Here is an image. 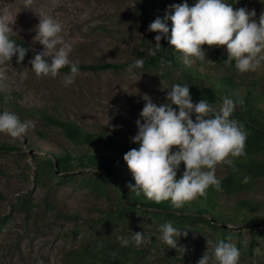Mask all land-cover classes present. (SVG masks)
I'll list each match as a JSON object with an SVG mask.
<instances>
[{
  "label": "rangeland",
  "instance_id": "rangeland-1",
  "mask_svg": "<svg viewBox=\"0 0 264 264\" xmlns=\"http://www.w3.org/2000/svg\"><path fill=\"white\" fill-rule=\"evenodd\" d=\"M187 2L193 6L197 0ZM226 2L233 6L232 0ZM235 2L237 9L255 10L257 22L264 12V0ZM22 4L23 0H0V17L14 21L16 37L37 52L43 50V45L33 37L38 14L44 13L61 24L60 36L72 45V63L116 66L78 67L75 82L65 86L62 80L71 71L60 70L55 78L37 77L27 59L17 63L13 56L7 63V87L2 92L15 96V106L5 107L21 122H28L29 130L17 138L0 133V264H69L66 255L70 250L90 236L106 233L122 234L131 240L135 232H141L151 238L139 247L143 256L135 264H197L206 251L211 255L218 244L217 229L206 222L176 225L170 218L157 217L160 211L148 209L128 213L123 221L112 223L109 213L119 210L123 203L105 172L93 166H78L71 159L72 169L52 173L51 167L43 163L54 162L57 154H75L81 147L59 125L46 121L40 111L89 131L132 141L138 131L135 122L145 104L142 96L148 94L157 106L168 103L166 93L176 84L179 69L164 64L152 67L144 60L156 45L155 33L148 31L150 21L140 10L139 0H33V9ZM223 56L221 63L204 57L192 65L201 66L204 74L233 75L238 92L252 86L257 94H264V62L256 71L240 73L235 61L227 60L226 49ZM137 59L144 60L143 69L129 72ZM204 79L209 82L208 77ZM258 105L264 107V99ZM24 109L34 110L25 113ZM227 174L226 165L217 167V178ZM26 200L24 207L22 202ZM243 200L254 204L252 213L264 218V177L255 179L247 190L232 194L222 191L218 198L224 209ZM166 223L187 232L186 237L177 238L185 252L159 239L161 226ZM258 224L249 227L227 223L230 235L226 243L238 248L239 264H264V225L262 221ZM169 252H176L178 257L168 262Z\"/></svg>",
  "mask_w": 264,
  "mask_h": 264
},
{
  "label": "clouds",
  "instance_id": "clouds-1",
  "mask_svg": "<svg viewBox=\"0 0 264 264\" xmlns=\"http://www.w3.org/2000/svg\"><path fill=\"white\" fill-rule=\"evenodd\" d=\"M32 5L33 0H23L21 6L33 9ZM170 9L163 18L157 17L148 26V31L158 33L151 55H156L162 37L167 36L169 44L182 53L183 62L188 66L204 60V45L225 46L227 60H234L240 73L256 71L264 62V12L257 22L255 10L234 9L226 0H197L193 6L184 2L171 5ZM38 16L33 40L43 45V50L30 60L32 70L37 77L55 78L63 67L70 65V74L62 80L68 86L75 82L79 72L78 66L69 59L72 45L63 41L60 36L62 26L52 16L44 13ZM169 20L172 24L170 36ZM13 23L0 17V91L7 87V63L13 56L21 63L28 51L11 38L16 36ZM143 67L144 60L137 59L128 71ZM170 89L166 93L168 103L160 106L148 94L142 96L145 104L140 119L135 122L138 131L131 138L139 147L127 151L123 159L135 180L134 186H128L131 191L137 196L142 192L156 203L170 200L175 208H181L197 197H205L209 187L221 190V180L216 175L218 166L226 165L238 171L234 158L246 155L247 132L241 122L231 118L236 105L244 104L243 99L225 97L219 107H215L204 99L193 103L187 84L177 83ZM28 130L29 123L21 122L14 113L8 110L0 113V133L17 138L27 134ZM181 163L184 171L177 178ZM249 179L245 176L243 182L247 183ZM160 231L159 239L168 247H182L186 251L183 246H178L177 240L181 235L186 237V231L171 223L162 225ZM146 239L151 238L141 232H135L131 241L118 237L122 247L133 243L138 248ZM239 260L238 248L221 240L213 253L209 255L206 251L197 264H239Z\"/></svg>",
  "mask_w": 264,
  "mask_h": 264
},
{
  "label": "trees",
  "instance_id": "trees-1",
  "mask_svg": "<svg viewBox=\"0 0 264 264\" xmlns=\"http://www.w3.org/2000/svg\"><path fill=\"white\" fill-rule=\"evenodd\" d=\"M184 2H187V0H139L140 10L149 19L150 23L157 17L163 18L166 11H171V5ZM232 4L233 8L237 9L235 0H232ZM167 24L169 27L168 36H170L171 21H167ZM154 33L155 35L153 36L155 38L158 33ZM11 38L16 40L19 46L28 49L24 59L30 61L39 53L26 44L22 38L16 36ZM160 44V49L156 52V55H150L144 60L152 67H159L163 64L168 68L176 66L179 69V77L176 84L189 85L193 103L204 99L215 107H219L225 97L233 100L243 99L244 101L243 105H236L231 118L241 122L247 132L246 155L234 158L238 171H233L227 166L228 174L220 179L221 190L217 191L213 187H209L205 197H197L195 200L185 203L181 208H175L170 200L161 201L160 203L148 200L142 192L137 196L128 187L129 184L134 186L135 180L123 157L130 149H138V143L119 139L103 131H89L68 119L40 111L46 121L59 125L66 136L78 147H81V149L75 150V154L68 152L57 154L54 162L46 160L43 163L51 167L52 173L54 170L62 169L64 171L72 169L73 161L71 159H74L78 166H93L105 172L104 175L112 181L116 194L123 203V207H120L119 210L109 213L108 220L112 221V223L116 222V219L123 221L128 213L146 212L148 209H155L160 211L157 212V217L170 218L176 225H184L192 221L206 222L212 228L217 229V242L221 240L227 242L230 235V228L227 223H241L245 226L255 227L262 221L264 225V218L252 213L255 206L250 201L243 200L230 209H224V206L218 201L219 194L222 191L231 194L244 191L254 185L255 179L264 177V107L258 105L260 100L263 101L264 94H257L252 86H248L243 93L238 92L236 90L238 83L233 75L215 76L209 73L204 74L201 66L186 65L181 61L182 53L174 50V47L169 44L167 36L162 37ZM202 48L205 58L212 57L218 63L224 61L225 46L209 47L204 45ZM165 53L168 55H165ZM169 62H171V66H169ZM77 66L97 69L98 67L116 65L105 63L102 65ZM61 70L71 71L70 65L63 67ZM204 77H208L209 82H206ZM14 98L13 94H6L0 91V110H7L6 105L14 108ZM173 107L176 106L173 105ZM33 110L24 109L25 113ZM192 118L193 120L195 119V114H193ZM183 171L184 165L181 163L177 171V178L182 175ZM245 176L250 177L247 183L243 182ZM27 203L26 200L22 202V205L26 207ZM118 237L123 236L122 234L111 233L99 234L96 237L90 236L87 242L70 250L66 255V261L69 264H135L136 261L142 258V250L133 243L122 247ZM167 257V261L171 262V260L178 257V254L169 252Z\"/></svg>",
  "mask_w": 264,
  "mask_h": 264
}]
</instances>
